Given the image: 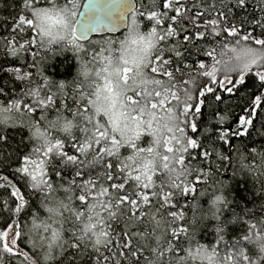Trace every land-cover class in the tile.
<instances>
[{"label":"snow or ice","instance_id":"1","mask_svg":"<svg viewBox=\"0 0 264 264\" xmlns=\"http://www.w3.org/2000/svg\"><path fill=\"white\" fill-rule=\"evenodd\" d=\"M0 264H264V0H0Z\"/></svg>","mask_w":264,"mask_h":264}]
</instances>
